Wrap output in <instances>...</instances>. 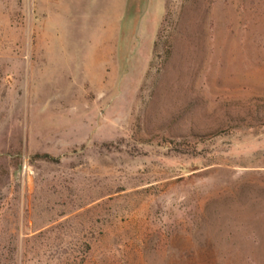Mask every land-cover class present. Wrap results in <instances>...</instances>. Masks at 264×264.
<instances>
[{
    "label": "rangeland",
    "instance_id": "374dc122",
    "mask_svg": "<svg viewBox=\"0 0 264 264\" xmlns=\"http://www.w3.org/2000/svg\"><path fill=\"white\" fill-rule=\"evenodd\" d=\"M0 264H264V0H0Z\"/></svg>",
    "mask_w": 264,
    "mask_h": 264
}]
</instances>
